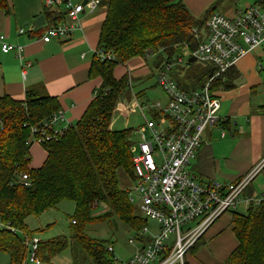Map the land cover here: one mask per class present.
Masks as SVG:
<instances>
[{"label":"trees","instance_id":"16d2710c","mask_svg":"<svg viewBox=\"0 0 264 264\" xmlns=\"http://www.w3.org/2000/svg\"><path fill=\"white\" fill-rule=\"evenodd\" d=\"M101 6L104 18L89 69L90 76L101 77V84L74 124L40 142L46 157L39 167L29 165L36 136L31 130L59 108L56 98L40 96L32 89L21 100L0 96V218L15 229H0V251L9 254V264H22L24 235L34 234L25 219L56 209L62 200L75 203L71 218L75 224L70 222L68 235L39 241L40 264H47V259L69 244L81 252L72 257L71 264H108L105 244L87 235L85 226L104 215L130 230L136 231L142 223L129 191L119 184L120 171L131 180L134 177L130 129H116L110 122L117 98L127 90V76L117 79L113 69L133 56L159 50L166 52V58L185 54L196 46L193 31L204 26L209 14L194 17L182 0H101ZM0 10L9 12L7 0H0ZM45 16L57 18L52 12ZM226 76L217 86H231ZM202 79L193 75L186 84L197 86ZM24 172L28 173L27 186L19 182ZM99 204L105 210L95 215ZM231 224L238 244L227 264H264V197L245 212L234 211Z\"/></svg>","mask_w":264,"mask_h":264},{"label":"built area","instance_id":"2783aa9c","mask_svg":"<svg viewBox=\"0 0 264 264\" xmlns=\"http://www.w3.org/2000/svg\"><path fill=\"white\" fill-rule=\"evenodd\" d=\"M49 12L60 16L64 22H45L41 25L40 39L47 42L52 38H67L75 30H83L80 14L85 7L90 12L101 6V0H45ZM53 21L52 19H50ZM20 32L23 29L19 30ZM198 42L185 54L162 58L156 65L155 80L164 94V101L139 104L134 95V107L142 116L143 123L136 130L138 153L133 154V192L130 201L136 200L141 225L135 236L127 242L133 253L126 259L115 256L114 247L105 244L108 264H185L186 254L196 244L204 231L224 212L236 210L241 204L257 205L263 197L247 195L245 191L252 178L264 165V156L244 175L235 181H201L190 169L209 126L215 125L224 135L226 119L219 115L220 100L216 94L217 83L233 68L239 58L264 43V0H253L235 10L232 16L210 13L201 29H194ZM3 52L15 50L21 57L23 46L7 42L0 34ZM100 56H104L99 54ZM194 61L210 65L203 84L183 86L173 76L176 66L184 68ZM182 72V71H181ZM131 89L132 78L127 75ZM62 109H57L38 127L31 130L36 134L32 142L40 143L59 135L69 127L65 123ZM65 125L59 127L60 124ZM41 144V143H40ZM19 182L29 184L28 173L19 175ZM151 220L152 225H147ZM195 223L191 226L187 224ZM75 224V220L71 219ZM14 231L0 218V229ZM171 234L173 238L171 239ZM24 235V233H23ZM39 239L24 235L26 256L35 264L38 259ZM85 264H94L93 262Z\"/></svg>","mask_w":264,"mask_h":264},{"label":"crops","instance_id":"0c3cea01","mask_svg":"<svg viewBox=\"0 0 264 264\" xmlns=\"http://www.w3.org/2000/svg\"><path fill=\"white\" fill-rule=\"evenodd\" d=\"M44 1L7 0L9 12L0 10V34L6 36L7 42L23 46L21 57L15 50L3 52L0 48V96L7 94L21 100L29 89L40 96H53L63 111L65 123L74 124L82 116L102 81L100 76H90L89 69L97 47L104 10L100 6L90 12L85 7L80 14L82 31L75 30L67 38H52L43 42L40 39L42 27H33L32 21L39 15L44 16L45 22L65 20L63 10L55 20L51 16L46 18L45 13L49 11ZM71 1L75 3L79 0ZM182 1L196 18L204 16L207 11L208 14L221 13L216 12L217 8L222 10L221 14L232 16L239 8H232L236 0ZM20 29L23 31L20 32ZM148 57L133 56L113 69L117 79L128 74L132 79L140 78L141 88L134 94L137 101L139 96L144 98L146 87L142 89V86L149 80L154 81L151 89L159 88L155 80L159 61L156 60L153 68H149L145 63ZM225 75L231 86H217L216 90L220 100L219 115L227 120L223 126L224 135L221 136L219 127L209 126L196 156L190 162L193 175L204 182L235 181L264 156V43L239 58ZM132 102L134 104L135 100ZM146 102L150 103L148 100ZM126 111L121 110L124 115H127ZM114 115L111 126L119 128L115 125ZM137 129L132 131L136 132ZM30 154L31 167L42 165L46 151L40 143H32ZM245 194L264 197V165L252 178ZM234 211H229L230 217L225 221L215 226L213 222L204 231L199 238L203 245L197 248L189 261L186 260L187 264H227L226 259L238 244L231 224Z\"/></svg>","mask_w":264,"mask_h":264},{"label":"rangeland","instance_id":"374dc122","mask_svg":"<svg viewBox=\"0 0 264 264\" xmlns=\"http://www.w3.org/2000/svg\"><path fill=\"white\" fill-rule=\"evenodd\" d=\"M253 2V0H236V4L233 5L232 8L237 7H243L245 4H249ZM184 3V2H183ZM102 8V6H101ZM216 12H221V9H216ZM226 15V14H225ZM228 16V14H227ZM201 29V27L199 28ZM166 56V52L159 50L155 54H150L149 57L146 59L145 63L149 68H153L154 63L156 60L160 61L162 58ZM210 68V65L204 64L201 62L193 61L184 68L176 66L174 67L172 73L175 79L185 86V82L187 79L191 78L193 75L200 76L202 75V84L205 80V76L203 77L204 73H207V70ZM182 71V72H181ZM126 76V75H125ZM140 78L132 79L131 83V89L128 85V80L126 79L125 85L127 87V90L120 95L117 100L116 104L113 110V115L115 116V125L119 128L116 129H122V128H129L131 135V144L129 149L131 150V146L133 145V154L135 155L138 153V135L136 132H133L132 129H137L142 123V116L139 114V111L136 107H134L133 99L134 95L136 94L137 90L141 88L142 83L138 81ZM143 79V77L141 78ZM144 80H142L143 82ZM153 79L149 80L146 85L142 86V89L145 88V96H139L138 101L147 103L153 102L158 99H163L164 95L162 94L161 90L159 88L151 89ZM132 90V92H131ZM123 106H122V105ZM122 109L127 110V115H124L123 112H121ZM116 111V113H115ZM111 117V120H112ZM111 122V121H110ZM131 152V151H130ZM132 159V155H131ZM119 178V184L127 189L130 193V196H134L133 192V186L134 181L131 180L128 176H126L123 172L118 173ZM136 200L133 203V206L136 208ZM247 208V205L241 204L237 207L236 211L238 212H245ZM105 209L103 208V205L99 204L97 207L94 208L95 215L100 214ZM74 211H75V203L71 200H62L56 209H50L38 216H28L25 219V224L27 225V228L30 231H33L34 236L38 238L39 240H48L51 238L59 237L68 235V231L71 227V218L74 217ZM137 211V209H136ZM230 217V212H224L220 217H218L212 225H216V223H220L225 221V219ZM99 220H95L94 222H91L90 224L85 226V233L89 235L92 238L98 239L102 241L104 244L110 243L114 247L115 256L119 260L126 259L130 254L133 253V246L137 244V242H134V244H129L127 240L130 237L135 236V230L128 229L121 221H117L115 218L106 219L105 215L98 218ZM195 223V221L189 222L187 225L191 226ZM153 222L151 220L147 221V225H152ZM211 225V226H212ZM214 225V226H215ZM27 235H31L28 233ZM173 238V234H171V239ZM199 241V240H198ZM196 242V244L190 248L188 253L186 254L185 260L189 261L190 257H192L197 248L199 246H202V242ZM199 243V244H197ZM197 245V246H196ZM196 246V247H195ZM195 247V249L192 251V249ZM81 255V252L79 250H75L71 248V244L68 245V247H65L63 250H61L59 253H57L53 258H49L46 260L47 264H71L72 257L74 255ZM38 259L40 260V263L42 262V256L41 252L38 254ZM10 263V256L6 251H0V264H9ZM25 264H35V262L31 259V255H27V259Z\"/></svg>","mask_w":264,"mask_h":264},{"label":"water","instance_id":"95a60500","mask_svg":"<svg viewBox=\"0 0 264 264\" xmlns=\"http://www.w3.org/2000/svg\"><path fill=\"white\" fill-rule=\"evenodd\" d=\"M86 2V0H83V3H85ZM44 24V16L43 15H39V16H37L33 21H32V26L33 27H39V26H41V25H43ZM195 59H194V57H190L189 58V61L190 62H193Z\"/></svg>","mask_w":264,"mask_h":264}]
</instances>
